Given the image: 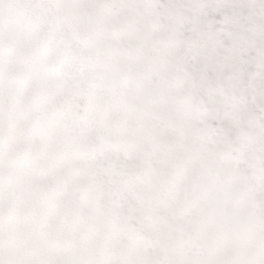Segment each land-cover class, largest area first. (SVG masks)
<instances>
[{"label": "snow or ice", "instance_id": "obj_1", "mask_svg": "<svg viewBox=\"0 0 264 264\" xmlns=\"http://www.w3.org/2000/svg\"><path fill=\"white\" fill-rule=\"evenodd\" d=\"M0 264H264V0H0Z\"/></svg>", "mask_w": 264, "mask_h": 264}]
</instances>
